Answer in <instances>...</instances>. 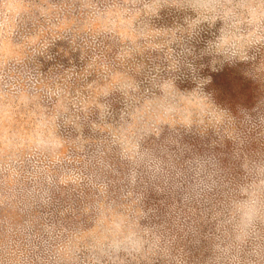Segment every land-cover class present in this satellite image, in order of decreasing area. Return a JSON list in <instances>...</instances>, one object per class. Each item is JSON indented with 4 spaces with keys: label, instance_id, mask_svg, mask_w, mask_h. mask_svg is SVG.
I'll return each instance as SVG.
<instances>
[{
    "label": "rangeland",
    "instance_id": "1",
    "mask_svg": "<svg viewBox=\"0 0 264 264\" xmlns=\"http://www.w3.org/2000/svg\"><path fill=\"white\" fill-rule=\"evenodd\" d=\"M0 264H264V0H0Z\"/></svg>",
    "mask_w": 264,
    "mask_h": 264
}]
</instances>
